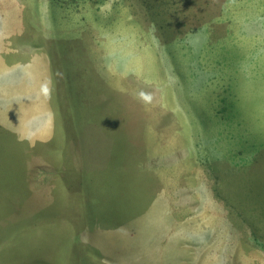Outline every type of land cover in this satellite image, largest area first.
<instances>
[{
    "label": "rangeland",
    "instance_id": "rangeland-1",
    "mask_svg": "<svg viewBox=\"0 0 264 264\" xmlns=\"http://www.w3.org/2000/svg\"><path fill=\"white\" fill-rule=\"evenodd\" d=\"M0 264H264V0H0Z\"/></svg>",
    "mask_w": 264,
    "mask_h": 264
},
{
    "label": "crops",
    "instance_id": "crops-1",
    "mask_svg": "<svg viewBox=\"0 0 264 264\" xmlns=\"http://www.w3.org/2000/svg\"><path fill=\"white\" fill-rule=\"evenodd\" d=\"M29 85L27 84V82L25 81V89L28 87ZM30 87V86H29ZM27 101V100H26Z\"/></svg>",
    "mask_w": 264,
    "mask_h": 264
},
{
    "label": "bare ground",
    "instance_id": "bare-ground-1",
    "mask_svg": "<svg viewBox=\"0 0 264 264\" xmlns=\"http://www.w3.org/2000/svg\"><path fill=\"white\" fill-rule=\"evenodd\" d=\"M119 146V145H118ZM118 151V150H117ZM88 219V218H87ZM100 243V242H99ZM101 244V243H100Z\"/></svg>",
    "mask_w": 264,
    "mask_h": 264
}]
</instances>
